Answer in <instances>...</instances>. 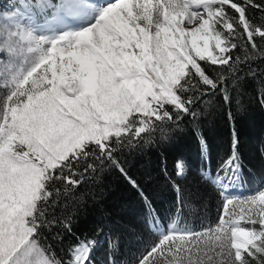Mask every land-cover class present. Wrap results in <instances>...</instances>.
I'll return each instance as SVG.
<instances>
[{"label": "snow or ice", "instance_id": "1", "mask_svg": "<svg viewBox=\"0 0 264 264\" xmlns=\"http://www.w3.org/2000/svg\"><path fill=\"white\" fill-rule=\"evenodd\" d=\"M259 58L264 0H9L0 8V264H97L101 230L73 239L71 218L54 209L105 168L136 191L156 234L130 264H264V180L234 194L249 184L235 130L214 173L199 137L200 175L220 203L216 222L199 230L181 222L186 198L174 181L165 225L119 155L195 121L200 105L230 104L228 80L236 85ZM176 168L183 176V162ZM106 241L104 264H118L119 234Z\"/></svg>", "mask_w": 264, "mask_h": 264}, {"label": "trees", "instance_id": "2", "mask_svg": "<svg viewBox=\"0 0 264 264\" xmlns=\"http://www.w3.org/2000/svg\"><path fill=\"white\" fill-rule=\"evenodd\" d=\"M252 14L259 21L261 13L252 10ZM257 43H261L259 38ZM234 54L242 55L239 52ZM249 68L255 70L254 77L247 75ZM238 75L241 79L236 85L231 78L227 82L232 96L230 104H225L220 97L211 107L200 105V115L195 121L186 117L178 127L169 126L163 133L157 130L151 134L150 142L145 143L149 137L144 136L137 147L125 148L119 154L129 174L148 187L153 207L165 225L177 207V193L172 181L180 186L186 198L181 213L182 223H194L199 230L201 223H215L218 219V194L200 175L201 168H207V162L201 158L200 136L208 144L213 173L218 158L230 152L231 136L235 130L244 171L249 178L247 185L251 189L254 180L264 177V105L260 102L264 92V58L242 65ZM178 162L185 166L183 176L176 175ZM165 168L170 180L165 178ZM54 211L58 216L63 213L71 218L73 239L83 234L92 236L97 229L101 230L98 240L102 243L94 250L97 264L106 261V236L109 232L120 236L115 256L118 264L125 261L130 264L145 242L156 238L145 223L147 213L143 202L115 169L97 171L66 199L62 198ZM57 230L54 228L52 231Z\"/></svg>", "mask_w": 264, "mask_h": 264}, {"label": "rangeland", "instance_id": "3", "mask_svg": "<svg viewBox=\"0 0 264 264\" xmlns=\"http://www.w3.org/2000/svg\"><path fill=\"white\" fill-rule=\"evenodd\" d=\"M7 3H9V0H0V8H2L4 5H6ZM260 180H264V177L263 178H260ZM237 187H239V186H237ZM246 187H247V190L248 191H245L244 193H236V192H234V194H236V195H247V194H249V191L251 190L250 188H249V186L248 185H246Z\"/></svg>", "mask_w": 264, "mask_h": 264}]
</instances>
